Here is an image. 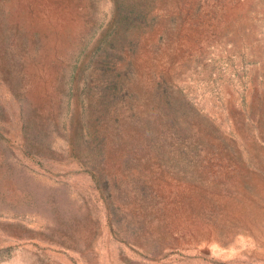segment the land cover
Returning <instances> with one entry per match:
<instances>
[{
  "label": "rangeland",
  "instance_id": "1",
  "mask_svg": "<svg viewBox=\"0 0 264 264\" xmlns=\"http://www.w3.org/2000/svg\"><path fill=\"white\" fill-rule=\"evenodd\" d=\"M0 264H264V0H0Z\"/></svg>",
  "mask_w": 264,
  "mask_h": 264
}]
</instances>
